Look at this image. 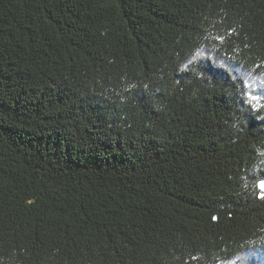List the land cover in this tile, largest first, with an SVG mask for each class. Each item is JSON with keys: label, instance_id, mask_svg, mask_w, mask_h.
<instances>
[{"label": "trees", "instance_id": "obj_1", "mask_svg": "<svg viewBox=\"0 0 264 264\" xmlns=\"http://www.w3.org/2000/svg\"><path fill=\"white\" fill-rule=\"evenodd\" d=\"M264 0H0V264H264Z\"/></svg>", "mask_w": 264, "mask_h": 264}, {"label": "water", "instance_id": "obj_2", "mask_svg": "<svg viewBox=\"0 0 264 264\" xmlns=\"http://www.w3.org/2000/svg\"><path fill=\"white\" fill-rule=\"evenodd\" d=\"M262 185H264V181H261L259 184H258V188L261 190V192L264 194V187H262Z\"/></svg>", "mask_w": 264, "mask_h": 264}, {"label": "snow or ice", "instance_id": "obj_3", "mask_svg": "<svg viewBox=\"0 0 264 264\" xmlns=\"http://www.w3.org/2000/svg\"><path fill=\"white\" fill-rule=\"evenodd\" d=\"M262 187H264V185H262Z\"/></svg>", "mask_w": 264, "mask_h": 264}]
</instances>
